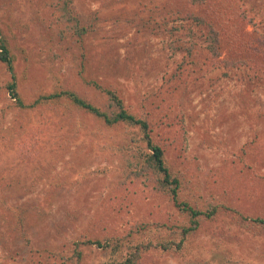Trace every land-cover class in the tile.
I'll return each mask as SVG.
<instances>
[{
    "label": "rangeland",
    "instance_id": "1",
    "mask_svg": "<svg viewBox=\"0 0 264 264\" xmlns=\"http://www.w3.org/2000/svg\"><path fill=\"white\" fill-rule=\"evenodd\" d=\"M59 1L0 0L1 38L25 103L64 85L104 107L82 74L115 90L133 113L149 115L153 141L181 180L180 202L215 210L185 248L152 249L139 264H264V223L254 219L264 218V46L253 38L264 34V0H227L248 19H226L223 53L200 48L180 79L171 77L185 52L174 54L170 41L205 44L208 29L168 0H72L94 26L82 39L60 18ZM207 19L216 20L209 9ZM238 34L245 43L231 45ZM230 55L254 63L229 66ZM11 78L0 62V264H101L111 249L90 239L179 240L190 215L136 175V150L149 151L138 128H106L62 103L21 110L6 89Z\"/></svg>",
    "mask_w": 264,
    "mask_h": 264
},
{
    "label": "trees",
    "instance_id": "2",
    "mask_svg": "<svg viewBox=\"0 0 264 264\" xmlns=\"http://www.w3.org/2000/svg\"><path fill=\"white\" fill-rule=\"evenodd\" d=\"M217 1V2H216ZM72 0H62L59 1L57 6L61 15L60 18L63 21L68 22L69 26L75 30L78 38H83L94 31V26L86 25L83 23L82 19L78 14H75L71 7ZM170 6L177 8V12H184L185 17L193 18L198 24H204L208 29V34L205 44H199L195 40L190 39L185 41L182 38H174L170 41L169 45L173 50L174 54H178L181 51L185 52L179 68V74L174 75L171 79L177 77L181 78L183 69L186 65L197 64L198 61L195 56L200 52V48L203 47L210 51L213 56L219 57L222 50L223 38L222 32L219 27L226 29V19L234 14L248 19L247 12L242 9L237 1H227V0H168ZM239 6V8L236 7ZM208 9L212 11L214 17V22L209 21ZM176 12V11H175ZM216 16V17H215ZM250 18L249 22L254 24V21ZM230 29H235L236 25L229 26ZM237 32L241 30L238 29V25L235 29ZM254 40L264 46V34L260 35L257 31H254ZM239 39L231 36L229 43L232 45L235 41L243 42L244 38L238 34ZM245 43V41H244ZM230 49H232L230 47ZM225 60L226 64L229 66L245 65L249 66L254 63L253 56L239 57L238 55H230ZM0 62L4 64L7 69L12 73L11 80L8 81L6 89L10 93L11 98L14 100V107L21 110L27 108H36L37 106H58L61 104L65 107L75 108L76 110L84 111L85 113L93 116L96 120L102 122L103 126L106 128H115L121 125H125L131 128H138L142 133V139L146 142L149 151H143L137 149L136 151L140 154L139 162L137 163L138 171L136 175H147L155 181V189L158 193L167 194L171 196L175 204L180 207L183 211H186L190 215V224L180 226L179 240L176 239H162L159 241H153L149 239H144L141 242H137L133 245H129V240L125 238H108L110 241L102 242L100 240H88L91 244H98L104 248L111 249V259L101 264H139L145 252L152 249H162V250H182L186 247L189 242L191 235L201 226V217H211L215 212H204L203 210L195 209L190 204L185 201L180 202V187L181 180L179 176L171 170L165 159L164 148L155 143L152 137V122L149 115L138 116L133 113L127 106L125 100L115 91L110 88H104L97 81H88L87 78L81 75L85 83L95 87L97 90L102 92L106 97V105L104 107L98 106L96 103L90 99L82 96L75 89L69 88L64 85H60L54 92L46 93L39 96L32 104H26L21 92L18 89V83L14 75L15 70V57L12 53L7 42L1 38L0 31ZM258 63L260 61H257ZM166 79V78H165ZM167 80V79H166ZM170 78L167 80L169 81ZM27 135V134H25ZM21 151H24V146ZM214 209V208H213ZM256 221L264 223V218L256 217ZM126 246L129 251L124 257L115 258L114 256L119 255V253ZM78 253L80 259L81 253Z\"/></svg>",
    "mask_w": 264,
    "mask_h": 264
}]
</instances>
